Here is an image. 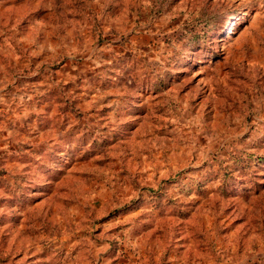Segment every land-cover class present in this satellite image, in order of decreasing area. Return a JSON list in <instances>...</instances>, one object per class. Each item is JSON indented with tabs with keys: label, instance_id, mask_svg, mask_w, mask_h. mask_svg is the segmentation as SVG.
<instances>
[{
	"label": "rangeland",
	"instance_id": "374dc122",
	"mask_svg": "<svg viewBox=\"0 0 264 264\" xmlns=\"http://www.w3.org/2000/svg\"><path fill=\"white\" fill-rule=\"evenodd\" d=\"M0 264H264V0H0Z\"/></svg>",
	"mask_w": 264,
	"mask_h": 264
}]
</instances>
